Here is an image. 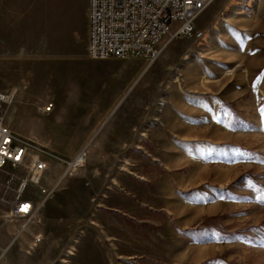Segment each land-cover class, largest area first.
Listing matches in <instances>:
<instances>
[{"label": "rangeland", "instance_id": "1", "mask_svg": "<svg viewBox=\"0 0 264 264\" xmlns=\"http://www.w3.org/2000/svg\"><path fill=\"white\" fill-rule=\"evenodd\" d=\"M28 8L31 14L22 24L21 55L14 61L1 57L0 93L9 100L0 102V119L17 138L34 142L45 151L43 157L50 165L45 185H50L64 169L53 156L72 158L85 144H89L88 155L86 164L62 180L40 210L37 221L22 233L17 234L22 222L7 221L8 207L0 203V230L7 225L13 229L0 264H13L12 256L18 252L15 264H168L151 257L109 260L108 240L90 228L93 224L88 217L96 215L97 210L104 211L99 213L106 218L122 217L134 233L147 238L162 235L166 242L180 243L182 248L187 241L198 246L215 244L213 248L204 246L191 251L192 262L184 264L216 259L214 264H264V0H254L249 14L242 13L233 0L213 1L195 22L197 29L206 34L204 40L175 39L152 65L142 59L88 60L82 56L86 48L84 34L76 35L72 43L66 40L57 0H28ZM196 56L202 58L199 62L204 68L198 85L211 78L205 69L214 73L221 84L214 82L215 91L231 105L220 104L214 118L227 114L225 119L230 124L236 122L235 116L231 120L236 111L232 105L240 96L234 90L238 84L245 85L241 133L237 134L234 126L228 127L229 132L216 127H199L196 132L202 141L213 137L218 144L240 147L241 158L234 167L225 165L227 169L217 171L200 164L191 145L189 162L183 159L179 170L170 174L196 171L198 179L205 180L187 190L175 185L178 198L190 196L198 202L223 201L227 205L203 210L190 207L184 220L157 209L150 210L145 219L105 209L122 178L131 177L149 189L164 174L157 156L160 146L149 136L147 141H139L135 121L150 108L160 112L164 98L176 89L189 95L186 87L194 81L191 72L182 68ZM249 87L259 94L262 91L258 110L249 108ZM156 95L160 98L155 101ZM200 97L205 95H195ZM48 104L53 108L45 112ZM238 155L229 153L234 158ZM216 173L222 177L215 179ZM181 176L185 185H191L192 178ZM6 179V171L0 170V194ZM213 179L222 184V189L214 186L217 181ZM30 194L39 200L35 192ZM50 206L55 207L51 215L57 223L51 222V229H44L43 234L38 227ZM74 221L76 232L54 233L55 229H68ZM110 224L106 220L103 226ZM182 224L190 226L182 228ZM30 229L37 233L28 236ZM85 235L95 245L84 248L81 238ZM150 252L157 254L152 249ZM198 260L201 261L194 263Z\"/></svg>", "mask_w": 264, "mask_h": 264}, {"label": "crops", "instance_id": "2", "mask_svg": "<svg viewBox=\"0 0 264 264\" xmlns=\"http://www.w3.org/2000/svg\"><path fill=\"white\" fill-rule=\"evenodd\" d=\"M233 1L242 9V13H245V11L247 14L251 13L254 0ZM57 3L59 5L60 25L63 28L66 40H70L72 43L76 35L84 34L86 37V48L82 52V56H85L88 59V0H57ZM226 10L228 9L226 8ZM30 14L28 0H0V63L3 62L1 57H8L14 61L15 57L21 55L22 24L26 21L25 17H28ZM203 27L204 29L206 28L204 25ZM205 30L209 31V29ZM209 38L211 37L209 36ZM201 59V57L196 56L193 60L187 62L184 68H182V71L191 72L192 81H194L186 87L188 90L187 94L189 95L181 93L182 91L180 88L176 89L175 93L164 98L165 104L160 112L157 111L156 107L150 108L146 115L142 113L135 121V127L137 128V133H139L138 140L147 141L146 136H149L160 146L157 156L161 165L164 167L162 170L164 171V174L155 180L149 189L145 184L137 182L131 177L126 176L122 178L118 184V189L114 190V193L111 195L112 199H110L109 206L105 209L121 213L122 216H132L138 219L148 218L150 210L157 209L171 215L172 218L184 220L188 217L187 215L190 207H200L203 210L218 204L227 205V203L223 201H218L215 204H208L205 201L198 202L195 199L192 200L190 196H185L182 199L180 197L178 198L174 190L175 185L177 188L187 190V188L191 186L200 185V183L205 180L202 181L201 179H198L197 176L200 174L196 173V171L188 172V174H170L179 170L183 164V159L189 162L191 159L190 155H192L190 154L191 145H193V152L199 157L196 159H201L200 164L205 165L206 168L211 167L217 171L227 169L224 168L225 165L226 167H234L236 164H239V159L241 158L238 155L240 153V147H235L233 146L234 144H218L219 140L213 137H210V139L205 137L202 141V137L200 138L197 136L196 132L199 127H216L229 132L227 130L228 127L234 126L237 129L236 133H241L239 130V122L244 119V117H242L244 114L243 112L245 111V100L243 96L246 93L244 83H241L240 85L238 84L234 90L240 98L238 97L236 105H232L233 110H236L232 113L233 118H231V120L234 121V116L236 119V122H233V125L230 124L228 119H225V117H229L227 114H224L223 117L220 118H214V116L217 115V110L220 104L231 105L218 91H215V87H213L214 82L217 81L218 83L219 81L214 78V73H210L205 69V72L211 78L210 80H207L204 85H198V81L202 76V69H204L199 62ZM248 69L250 70V68ZM252 71L253 70H251V72ZM220 90H222V88ZM258 92L259 91L256 92L249 87V93L252 96L248 101V103H251V105H249L250 109L258 110L262 103V91L260 90V94ZM196 94L205 95V97L195 98ZM158 98H160V95H156L155 101ZM230 152H235L239 157L234 158L229 156ZM227 162L232 163L227 166V164H225ZM208 171L211 172V169ZM210 172H208V175ZM181 175H184L183 177L188 176L189 178H192L191 185H185V180L181 179ZM216 175L215 179L222 177V175L218 176L220 175L219 173H216ZM181 181L182 185L180 184ZM215 183L212 182V184ZM216 184L217 185L214 186L222 189L223 186L221 183L217 181ZM211 190L213 191L216 189ZM54 209V206H50L48 207L47 212L43 213L40 223L41 225L38 227L39 232L44 234V229L50 230L52 223L56 222V218L51 215ZM176 209L180 211H176ZM99 212L104 211L97 210L96 215L94 214V216L88 217L89 222L93 224L90 228L92 231H100V234L108 240L107 253L109 260L151 257L163 263L184 264L192 262L189 258L191 251H196L198 247L206 246L208 248H213L215 246L214 243L198 246L191 241H187L182 248L180 247V243L176 245L175 243L166 242V239L162 235L154 238H147L138 232L134 233L132 227L122 217L113 215L110 218H106L103 215H100ZM82 219L84 220V218ZM106 220H110L111 222L107 227L103 226V223ZM188 223L191 222L188 221ZM71 224L72 225H70L68 229L67 227L66 229H55L54 233L66 230V234L70 235L73 232H76V221ZM189 226L188 224H182L181 227L188 228ZM27 231L29 233L28 236H34L37 233L34 232L33 229ZM12 235L13 229L8 225L0 230V258L6 247L10 244ZM81 239L84 241V248L90 247L93 244L95 245L94 241L93 244L90 242V237H88V235H85ZM149 248L152 249V251H156V256L154 255L155 252H150ZM18 254L19 252L12 256L13 264H15V257ZM9 261L10 260L8 259L7 263H9ZM199 261L201 260L194 261V263Z\"/></svg>", "mask_w": 264, "mask_h": 264}, {"label": "built area", "instance_id": "3", "mask_svg": "<svg viewBox=\"0 0 264 264\" xmlns=\"http://www.w3.org/2000/svg\"><path fill=\"white\" fill-rule=\"evenodd\" d=\"M213 1L88 0L87 57L91 61L142 59L150 65L175 39L204 40L205 34L197 29L195 22ZM8 100L0 93V102ZM52 108L48 104L45 112ZM34 144L17 138L0 119V170L7 174L0 203L8 207L7 221L22 222L17 234L37 221L40 210L62 180L87 161L89 144L82 146L72 158L53 156L64 169L50 185H45L43 180L50 165L43 157L45 151ZM32 192L39 195V200L33 198Z\"/></svg>", "mask_w": 264, "mask_h": 264}, {"label": "trees", "instance_id": "4", "mask_svg": "<svg viewBox=\"0 0 264 264\" xmlns=\"http://www.w3.org/2000/svg\"><path fill=\"white\" fill-rule=\"evenodd\" d=\"M216 261H217V259L216 260H211V261L203 263V264H214Z\"/></svg>", "mask_w": 264, "mask_h": 264}]
</instances>
